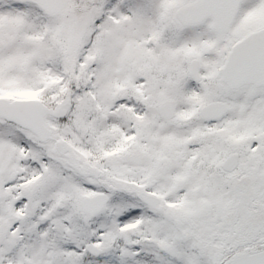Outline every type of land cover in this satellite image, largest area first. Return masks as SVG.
Listing matches in <instances>:
<instances>
[{
  "label": "snow or ice",
  "instance_id": "snow-or-ice-1",
  "mask_svg": "<svg viewBox=\"0 0 264 264\" xmlns=\"http://www.w3.org/2000/svg\"><path fill=\"white\" fill-rule=\"evenodd\" d=\"M0 264H264V0H0Z\"/></svg>",
  "mask_w": 264,
  "mask_h": 264
}]
</instances>
